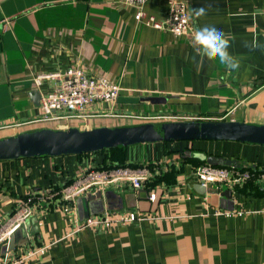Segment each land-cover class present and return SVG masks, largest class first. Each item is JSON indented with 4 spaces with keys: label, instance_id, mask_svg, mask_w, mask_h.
<instances>
[{
    "label": "crops",
    "instance_id": "0c3cea01",
    "mask_svg": "<svg viewBox=\"0 0 264 264\" xmlns=\"http://www.w3.org/2000/svg\"><path fill=\"white\" fill-rule=\"evenodd\" d=\"M184 1L188 15L200 3ZM206 2L207 10L189 19L195 28L214 20L232 37L238 69L208 57L195 39L138 23L135 8L121 0H0V138L44 127L182 119L264 124V0ZM165 9L166 0L145 3L157 18ZM253 39L261 46L251 47ZM70 67L118 83L117 99L97 101L79 116L37 120L40 98L35 103L31 91L41 97L55 81L37 85L33 76ZM165 113L171 117L154 118ZM209 155L264 169V144L233 140L155 141L108 153L0 160V222L22 198L56 189L90 166L158 164L137 193L129 183L109 184L76 196V215L51 205L35 210L11 249L0 243V264L5 253L19 251L26 234L48 243L29 264H264V193L240 190L244 178L203 185L195 171ZM249 179L264 187V171ZM104 210L125 218L71 232L76 218L85 223Z\"/></svg>",
    "mask_w": 264,
    "mask_h": 264
},
{
    "label": "built area",
    "instance_id": "2783aa9c",
    "mask_svg": "<svg viewBox=\"0 0 264 264\" xmlns=\"http://www.w3.org/2000/svg\"><path fill=\"white\" fill-rule=\"evenodd\" d=\"M124 4L135 8L134 18L158 29H165L177 36L195 39V27L189 19L187 4L184 0H166L165 14L162 18L145 10L147 0H121ZM55 81L54 86L40 97V117L37 120L49 121L64 115L79 116L88 106L97 101L113 102L117 99L120 87L104 76H91L80 67H70L63 72L36 74L35 84L39 85L44 79ZM147 116L145 118H150ZM149 169L145 165H116L109 167L90 166L69 182L56 189L28 195L17 202L11 212L0 222V242L6 247L10 237L26 226L29 217L37 209H45L47 205L58 206L64 211L75 214L76 196L91 190L96 193L109 184L120 185L129 183L137 193L142 182L148 177ZM196 177L203 185L237 182L250 177L251 173L239 171L230 166L212 163H202L195 171ZM46 204L43 206L42 204ZM123 218H113L104 210L101 214L91 216L85 223L74 220L72 233L86 226L99 223L116 222ZM46 245L36 237L26 234L17 244L19 251L8 256L4 254L1 264H29L30 258Z\"/></svg>",
    "mask_w": 264,
    "mask_h": 264
},
{
    "label": "water",
    "instance_id": "95a60500",
    "mask_svg": "<svg viewBox=\"0 0 264 264\" xmlns=\"http://www.w3.org/2000/svg\"><path fill=\"white\" fill-rule=\"evenodd\" d=\"M31 95L34 102L38 103L36 99L39 100L40 94L31 91ZM156 100L160 98L156 97ZM161 100L165 99L161 98ZM195 139L264 144V124L228 119H182L148 121L114 127L98 126L90 129L44 127L0 138V160L16 159L21 156L78 154L118 145ZM207 161L229 165L235 163L236 159L209 155ZM230 191L226 189L224 194H230ZM17 232L9 239V249L14 245Z\"/></svg>",
    "mask_w": 264,
    "mask_h": 264
},
{
    "label": "clouds",
    "instance_id": "9594fccd",
    "mask_svg": "<svg viewBox=\"0 0 264 264\" xmlns=\"http://www.w3.org/2000/svg\"><path fill=\"white\" fill-rule=\"evenodd\" d=\"M206 0H200V3L194 9L189 10V16H199L200 13L207 10ZM232 37L224 32V29L214 20H206L199 23L195 28V40L203 48L208 57L216 58L222 65L229 70L238 69L240 60L229 51ZM258 41L253 39L251 47H260Z\"/></svg>",
    "mask_w": 264,
    "mask_h": 264
},
{
    "label": "trees",
    "instance_id": "16d2710c",
    "mask_svg": "<svg viewBox=\"0 0 264 264\" xmlns=\"http://www.w3.org/2000/svg\"><path fill=\"white\" fill-rule=\"evenodd\" d=\"M165 142V141H164ZM126 146L123 145H118L116 147H112V148H104L101 150H97V151H92V152H112L114 150L120 149V148H125ZM85 153H89V152H83V153H78V154H85ZM23 157V156H21ZM116 165H125L124 161H114V160H110L106 163H100L98 165H95V167H109V166H116ZM157 163H152V162H148L147 166L149 168V170H152V166H157ZM194 165H198V162L195 163ZM231 166H233L236 169H239V171H247L249 173H260L262 171H264V169L259 168L257 165L254 166H250L248 164H242L241 162L236 161L235 163L230 164ZM147 182V188L151 187L154 182V180L152 182ZM238 187V186H237ZM236 187V188H237ZM240 190H245L246 192H251V193H255V194H263L264 193V187H262V185L258 184L255 182L254 179H247L244 180L242 183V186L239 187Z\"/></svg>",
    "mask_w": 264,
    "mask_h": 264
},
{
    "label": "rangeland",
    "instance_id": "374dc122",
    "mask_svg": "<svg viewBox=\"0 0 264 264\" xmlns=\"http://www.w3.org/2000/svg\"><path fill=\"white\" fill-rule=\"evenodd\" d=\"M168 114V115H167ZM165 113V114H161L159 117H154V118H160V119H163V118H166V117H171V115H169V113ZM165 115V116H164ZM251 177V176H250ZM250 177H245L244 179H249ZM0 243H4V242H0ZM46 245L48 243H45ZM45 246V245H44Z\"/></svg>",
    "mask_w": 264,
    "mask_h": 264
}]
</instances>
